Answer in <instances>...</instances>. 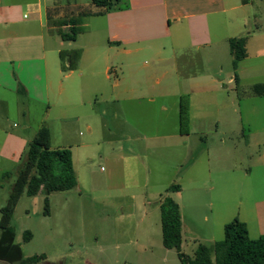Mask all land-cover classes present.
<instances>
[{
    "label": "crops",
    "instance_id": "obj_1",
    "mask_svg": "<svg viewBox=\"0 0 264 264\" xmlns=\"http://www.w3.org/2000/svg\"><path fill=\"white\" fill-rule=\"evenodd\" d=\"M51 2L0 0V165L9 161L18 162L28 144L43 127L49 128L51 132L53 148H69L68 145L66 147L62 144L58 146L53 144L51 129L57 123L61 125L60 129L63 133L68 135L72 133L73 127L66 126L67 122L78 121L80 118L68 116L71 107L88 106L98 115L99 106L104 103L147 101L150 104L149 111L156 112L159 119H156L155 125L151 127L153 136L145 138L151 140L154 145L157 144L155 147L171 143L163 149L169 146L172 148L177 160L176 167H180L183 182L179 185L180 191L176 193L180 195L186 190L191 191L189 202L194 211L198 212V209L203 208L205 204L210 207L211 215H203L199 221L207 224L212 230L216 237L214 243L224 239L225 225L235 219L247 225L251 239L263 236L264 197L240 199L238 205L227 203L219 206L212 201V196L208 200L201 198L207 191L204 190L202 193L203 187L213 190L214 193L218 191L209 182H199L195 172L205 165L209 169L208 173H214L212 172L214 144L209 143V135L212 137L218 134L228 135L229 146L224 150L230 152L221 159L226 162H230L238 147L246 148L250 145L252 132L250 128L254 123L252 118H264V100L261 103L263 109L260 107L257 109L250 103L246 104L247 109L244 112L241 104L237 102L238 95L236 97L232 95L225 102H215L218 108L215 113L214 111L210 113L211 116L201 115L197 119L198 116L193 112L195 104L193 98L197 96L198 101L210 102L211 94L218 92L221 86L224 88L234 83L238 87L242 85L239 74L242 72V65L251 57L249 38L253 34L249 26L252 10L259 9L261 3L264 4V0H120L103 14H97L101 11L99 8L91 10L93 14L85 18L87 21L83 22L82 28H89L88 32L95 35L90 37L86 46L79 47L76 46L78 38L75 41H64L56 32L58 29H69V25L61 26V24L65 20L78 17L79 12L75 15L72 13L73 16L67 18L65 14L58 13L59 7L52 6ZM91 20H95L94 28ZM257 22L260 26L256 28L255 33L259 36L264 32V24L261 18L257 19ZM99 34L101 38L98 37ZM241 36L248 37L247 57L238 65L237 78L232 75L226 80L223 76L225 60L227 64L225 53H228L232 62L229 40ZM187 37L189 43L184 41ZM166 41L168 47L164 45ZM65 43H68V46H65ZM100 43H104L107 47L104 48ZM71 49L82 50L81 60L76 70L63 72L59 54L62 50ZM98 49H103L101 54ZM191 49L203 50L207 54L214 55V68L217 69L214 74L208 72L199 79L182 77L179 72V62ZM144 51L152 52L157 57L156 66L141 77L131 76L130 81H126L124 77L126 70L138 75L134 70L135 64L124 62L120 67L122 77L114 82L111 94L107 98V92L104 84L99 80V75L101 69L105 67L106 79L110 80L108 75L111 54L113 52L124 54L126 60H130ZM166 52L170 55L168 59L161 57ZM220 53L222 55H219ZM262 53H256L255 57L259 58ZM169 61L171 65L161 66ZM160 71L161 79L155 80V75ZM172 73H175V77L171 78ZM231 90L235 94L236 90ZM182 97H187L189 101V121L185 128L181 125ZM253 98L264 99V96ZM249 100L251 99L247 98L242 102ZM10 101L21 103L20 112L25 118L29 115V110H26L30 109L32 103L47 105L46 117H50L54 108L57 109L52 116L54 117L52 128L45 118L32 135L29 134V125H24L19 131H10ZM170 102L171 106L168 105ZM103 114L106 112L104 111ZM170 116L173 127L169 126ZM209 118L215 119L211 122L213 125H209ZM87 129L92 130L90 124H87ZM257 131L264 132V125ZM240 133L243 134V138L236 143L234 137ZM223 143L222 141V145ZM150 146L152 145H148L147 152L133 151L121 155V159L128 162V166L131 170L134 168L135 172V161L143 157L147 174L150 176L152 170L148 159L155 157L159 162L164 161L163 155H156ZM240 165L239 160L238 165L220 171L219 175L223 176V179L218 178V180L228 182L227 187H229L237 177L233 175L238 174L243 176L238 177L242 184L245 183L249 174L246 170L240 174ZM6 173L8 172L4 175ZM217 186L219 187L218 184ZM225 192L227 195L231 193L229 189ZM163 199H160L159 208ZM178 204L184 224L183 209L186 204L183 201H179ZM13 253L14 256H19L17 249H14Z\"/></svg>",
    "mask_w": 264,
    "mask_h": 264
},
{
    "label": "rangeland",
    "instance_id": "obj_2",
    "mask_svg": "<svg viewBox=\"0 0 264 264\" xmlns=\"http://www.w3.org/2000/svg\"><path fill=\"white\" fill-rule=\"evenodd\" d=\"M51 4L58 6V13L65 14L67 18L82 9L91 11L96 8L91 4V0H54ZM251 18L249 26L253 34L249 38L251 57L242 65V72L239 74L242 85L246 86L238 87L236 83L224 88L221 86L218 92L211 94L209 98L211 101L205 103L198 101L197 96H194L193 112L198 116L197 119L201 115L211 116L210 113L213 111L215 113L218 108L215 102H225L232 95L235 97L238 95L237 102L241 104L244 112L247 109L246 104L250 103L257 109L259 107L263 109L261 103L264 99L253 98L255 95L252 93L253 84L264 83V53H262L264 52V32L259 36L255 33L256 28L260 26L257 19L261 18L264 24L263 3L259 9L252 10ZM91 21L94 28L95 20ZM89 30L84 27L83 34L77 37L76 46H86L90 37L95 35L90 34ZM98 37L101 38V34ZM184 41L189 43L188 37L184 38ZM167 42H164L166 47H168ZM101 45L104 48L107 47L104 43ZM65 46H68V43H65ZM101 50L103 49H98V52L100 53ZM256 53L262 54L256 58ZM225 55H227V64L225 60L223 76L228 80L229 76H235L238 72L234 71L228 53ZM161 57L168 59L170 55L166 52ZM213 58V54L191 49L180 59L179 72L184 78L196 79L208 72L214 74L217 69L214 68ZM156 61L157 57L152 52H141L130 60H126L124 54L113 52L109 59L110 74H107L110 80L106 79L105 67L101 69L99 75V80L104 84L107 92L106 97L109 98L114 82L122 77L121 64L124 62L135 64L134 70L137 71L138 76L130 73L129 70H126L124 76L126 81H130L131 76L141 77L149 72L156 66ZM166 65H171V62H164L161 66ZM170 76L175 77V73ZM161 77L160 71L154 79H161ZM231 89L238 92L233 94ZM247 98L251 100L242 102ZM171 104V102L168 103L169 106ZM149 106L147 101L104 103L99 106L98 115L88 106L71 107L68 116H76L80 120L67 122L66 126L73 127L72 133L68 135L62 132L61 125L57 123L52 128V120H54L52 116L57 109L54 108L50 117H46L47 105L32 103L30 109L26 110H29V115L25 118L20 112L21 103L16 104L10 101L9 130L19 131L24 125H29V134L32 135V132L46 118V122L50 124L53 131V144L55 146L62 144L66 147L68 145V149L72 151L77 186L68 192L51 193L48 196L49 214H46L43 193L35 197L22 195L9 228L0 226V264H21L20 260H13L15 254L13 251L16 248L21 250L22 259L44 255L45 257L36 264H181L177 252L166 249L163 245L159 202L165 196L186 204L183 209L182 244V250L186 256L193 258L199 244L207 246L214 244L213 240L216 237L212 230L207 224L199 221L203 215H211L210 207L205 204L203 208L198 209V212L194 211L189 202L191 191L186 190L181 193L182 195L169 191V188L175 184L182 185V174L180 167H176L177 160L172 148L169 146L163 149L171 143L155 147L157 144L154 145L150 142L151 140L145 138L153 136L151 127L155 125L156 119H159L156 112L149 111ZM104 111L106 114H103ZM214 120L209 118V125H213L211 122ZM252 120L254 123L250 128L252 130L250 145L246 148L238 147L235 155L230 158V162L221 160L226 153L230 152L224 150L229 146L228 135L218 134L214 137L209 135V143L214 144L212 169L214 173H208L209 169L205 165L200 170L197 169L195 173L199 182H209L218 192L214 193L213 190L203 187L202 193L207 190L201 197L203 200H208L212 196V201L220 206L227 203L238 205L240 199L264 197V132L257 131L259 128L262 129L264 118H252ZM171 121L170 116L169 126L173 127ZM87 124L91 125V131L87 129ZM242 138L243 134L240 133L234 137V141L238 143ZM222 141L225 146L222 145ZM148 145H152L150 147L156 155H163L164 160L159 162L155 157L148 159L152 170L150 176L147 174L143 157L135 161V172L134 168L131 170L128 166V162L121 159V155L133 151L147 152ZM25 150L18 162L9 161L7 164L0 165V224L1 212L8 202ZM239 160L241 164L239 173L243 174L246 170L249 177L243 185L238 178L242 175L235 174L233 176L237 177L234 183L227 187L228 182L218 180V178L223 179L219 173L230 166L238 165ZM5 172L10 173L9 178H5ZM228 189L231 196L225 192ZM243 191H245L244 194ZM222 192L225 194H221ZM28 231L31 234L30 238L26 235ZM3 254L8 257L6 258Z\"/></svg>",
    "mask_w": 264,
    "mask_h": 264
},
{
    "label": "trees",
    "instance_id": "obj_3",
    "mask_svg": "<svg viewBox=\"0 0 264 264\" xmlns=\"http://www.w3.org/2000/svg\"><path fill=\"white\" fill-rule=\"evenodd\" d=\"M120 0H92V5L99 8L97 14L110 10ZM93 13L88 9L79 11L78 17L65 20L61 26L69 25L68 30L58 29L57 34L64 41H75L84 29L82 24L86 17ZM247 36L235 37L229 40L232 66L237 71L239 63L247 57ZM63 72L76 70L82 57L81 49L62 50L60 52ZM237 78V74L235 75ZM255 96H264V84L252 87ZM188 98H181V125L185 128L189 121ZM5 178L10 177L6 173ZM77 186V176L74 167L73 154L68 148H53L51 132L43 127L25 150L6 206L2 210L0 226L9 228L15 208L22 197H35L44 194L46 214H49L48 196L54 192H68ZM169 191H180L179 185H173ZM163 245L166 249L175 250L181 264H264V235L251 239L247 225L238 219L227 223L224 228V239L207 246L199 244L193 258L188 257L182 250L183 223L181 208L172 197L166 196L160 204ZM27 238L31 234L26 233ZM21 264H36L44 255L22 259V253L16 248ZM15 260V261H16Z\"/></svg>",
    "mask_w": 264,
    "mask_h": 264
},
{
    "label": "built area",
    "instance_id": "obj_4",
    "mask_svg": "<svg viewBox=\"0 0 264 264\" xmlns=\"http://www.w3.org/2000/svg\"><path fill=\"white\" fill-rule=\"evenodd\" d=\"M43 1H45V2H50V1H53V0H43Z\"/></svg>",
    "mask_w": 264,
    "mask_h": 264
}]
</instances>
